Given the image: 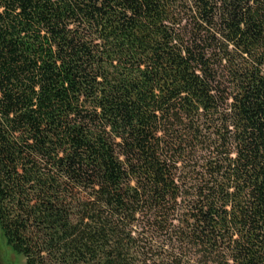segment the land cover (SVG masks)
I'll list each match as a JSON object with an SVG mask.
<instances>
[{
    "label": "trees",
    "instance_id": "obj_1",
    "mask_svg": "<svg viewBox=\"0 0 264 264\" xmlns=\"http://www.w3.org/2000/svg\"><path fill=\"white\" fill-rule=\"evenodd\" d=\"M0 231L25 264H264V0H0Z\"/></svg>",
    "mask_w": 264,
    "mask_h": 264
},
{
    "label": "rangeland",
    "instance_id": "obj_2",
    "mask_svg": "<svg viewBox=\"0 0 264 264\" xmlns=\"http://www.w3.org/2000/svg\"><path fill=\"white\" fill-rule=\"evenodd\" d=\"M0 264H25V259L7 246L0 231Z\"/></svg>",
    "mask_w": 264,
    "mask_h": 264
}]
</instances>
